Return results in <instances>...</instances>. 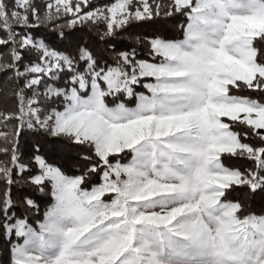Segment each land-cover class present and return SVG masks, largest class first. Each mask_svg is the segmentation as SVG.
Segmentation results:
<instances>
[{"label": "snow or ice", "instance_id": "obj_1", "mask_svg": "<svg viewBox=\"0 0 264 264\" xmlns=\"http://www.w3.org/2000/svg\"><path fill=\"white\" fill-rule=\"evenodd\" d=\"M0 33V264H264V0H0Z\"/></svg>", "mask_w": 264, "mask_h": 264}, {"label": "trees", "instance_id": "obj_2", "mask_svg": "<svg viewBox=\"0 0 264 264\" xmlns=\"http://www.w3.org/2000/svg\"><path fill=\"white\" fill-rule=\"evenodd\" d=\"M93 2L97 5L102 4H108L110 2H113V0H93ZM150 24H154L156 28L162 27L161 24L156 22H149ZM168 27H171V25H168ZM153 28H144V29H138L137 34H142L144 32H150ZM19 31V29H17ZM82 36L84 42H88L90 39H95L96 35L94 32H92L87 27H82L76 29ZM28 35L35 36L36 39H43L45 36L49 37V42H51V36L53 35L48 29L40 28V29H32L29 30ZM0 35H3V33H0ZM53 47L59 48V43H53ZM119 48H127V41L125 38H121V40L116 45ZM0 51H3L2 46H0ZM25 63H27V60H25ZM16 85L8 80L3 74H0V148L3 147H11V144L8 143L4 137L3 134H7L9 139L11 138L15 121L14 120H6L5 117L10 114L17 111V100L15 95L13 94V89H15ZM33 137L31 134H21L19 138V149H20V155L22 159H25L28 154V146L32 142ZM84 153L81 154H73L72 160L70 162V167L73 172H77V170H84L86 167L90 166V164L86 161H83L81 159V156H83ZM0 162L8 163L9 162V156L4 155L3 153H0ZM63 163L64 161H60ZM237 167H247L249 166V162L247 161H236ZM15 178L17 179L18 183L13 184L11 186V193L14 199H18L21 195L24 194H32L33 198L37 200L38 203H40L44 198L41 197L39 194H33L31 193V189L27 187L26 185H23L19 183L21 180L20 173L17 171L15 174ZM4 187L3 183L0 182V189ZM244 197H247L248 202L252 204V206L256 209H259L261 203H264V193H259L256 195H253L251 193H244Z\"/></svg>", "mask_w": 264, "mask_h": 264}]
</instances>
